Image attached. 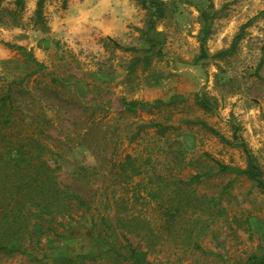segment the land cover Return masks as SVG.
Masks as SVG:
<instances>
[{"label": "rangeland", "instance_id": "1", "mask_svg": "<svg viewBox=\"0 0 264 264\" xmlns=\"http://www.w3.org/2000/svg\"><path fill=\"white\" fill-rule=\"evenodd\" d=\"M141 1L44 0L39 20L38 0L23 7L2 0L0 99L10 86L17 115L50 120L43 138L63 185L84 195L105 182L121 187L130 208L135 183H114L126 162L140 167L148 191L160 193L152 198L137 188L150 202L136 206L147 217L189 194L186 236H128L153 264H245L264 252V189L223 168L245 170L250 156L264 181V0H157L162 13ZM7 44L24 47L44 69L35 72ZM122 99L149 106L128 113ZM191 175L201 183L175 185ZM82 231L76 225L70 238L44 242L48 256L68 260L16 255L0 264H114L71 261L96 249Z\"/></svg>", "mask_w": 264, "mask_h": 264}, {"label": "trees", "instance_id": "2", "mask_svg": "<svg viewBox=\"0 0 264 264\" xmlns=\"http://www.w3.org/2000/svg\"><path fill=\"white\" fill-rule=\"evenodd\" d=\"M141 2L143 6H147L146 0ZM24 3L25 0H17L19 7H23ZM151 5L157 7L158 13L163 12L161 2L152 0ZM43 8L44 0H38L36 16L39 20L43 16ZM205 32L207 34L208 28ZM206 37L207 35L203 37V45ZM7 46L17 49L28 62L36 65L35 72L44 69V65L24 47L10 44ZM53 80L59 82V79ZM197 102L206 110L213 107L199 95ZM121 105L126 112L135 113L146 109L149 103L122 99ZM15 110L9 86L6 95L0 99V257L20 255L36 259L37 255L43 254L44 258L52 261L68 260L62 255L48 256L44 242L68 239L78 225L85 231L80 236L89 237L96 249L76 255L71 259L72 262L79 263L85 258H107L114 264H153L148 259V252L134 246L128 238L129 235L150 240L156 236L155 231L158 230L160 235L175 241L186 236L188 218L193 215L188 209L189 194L177 192L179 199L168 197V206L160 203L154 216L147 217L136 206L141 204V199L142 204L150 202L140 195L137 188L143 185L148 196L152 198L160 193L153 189L148 191L144 177H137L143 173L140 167L133 163L126 165V162L118 164V177L114 183L119 187L126 180L135 183L130 208L125 207L121 187L111 189L110 184L105 182L90 194L84 195L71 186L63 185L58 177L60 167L55 165L56 153L43 138L42 127L50 120L39 114L33 117L19 116ZM248 160L245 170L231 167H224L223 170L245 175L256 187L264 189L262 172L252 157L249 156ZM127 161H130L129 157ZM127 166L131 168V173L126 177L124 174ZM137 178L141 180L136 183ZM202 178L200 175H191L188 182L176 179L175 185L200 184ZM149 179L152 182L154 177ZM157 179L159 181L156 184H166L163 177ZM193 245L200 248L198 243ZM245 264H264V252L261 255H251Z\"/></svg>", "mask_w": 264, "mask_h": 264}]
</instances>
